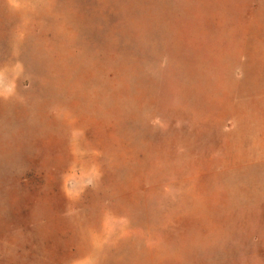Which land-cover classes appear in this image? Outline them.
<instances>
[{
  "label": "rangeland",
  "instance_id": "374dc122",
  "mask_svg": "<svg viewBox=\"0 0 264 264\" xmlns=\"http://www.w3.org/2000/svg\"><path fill=\"white\" fill-rule=\"evenodd\" d=\"M263 60L194 0H0V264H264Z\"/></svg>",
  "mask_w": 264,
  "mask_h": 264
},
{
  "label": "crops",
  "instance_id": "0c3cea01",
  "mask_svg": "<svg viewBox=\"0 0 264 264\" xmlns=\"http://www.w3.org/2000/svg\"><path fill=\"white\" fill-rule=\"evenodd\" d=\"M194 6L197 19L211 31L264 33V0H194Z\"/></svg>",
  "mask_w": 264,
  "mask_h": 264
}]
</instances>
